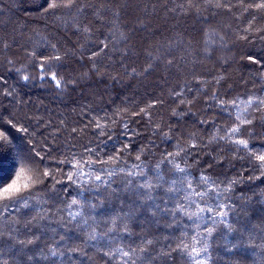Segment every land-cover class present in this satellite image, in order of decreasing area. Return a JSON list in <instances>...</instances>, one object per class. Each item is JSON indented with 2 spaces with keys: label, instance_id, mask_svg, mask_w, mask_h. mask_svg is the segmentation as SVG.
I'll return each instance as SVG.
<instances>
[{
  "label": "trees",
  "instance_id": "obj_1",
  "mask_svg": "<svg viewBox=\"0 0 264 264\" xmlns=\"http://www.w3.org/2000/svg\"><path fill=\"white\" fill-rule=\"evenodd\" d=\"M261 2L0 0V130L12 141L0 151L30 153L22 162L50 173L28 207L0 203V264H194L181 242L208 228L207 264H264ZM134 165L153 184L163 175L153 199L137 187L144 177L127 175ZM201 177L238 181L225 194L230 233L178 210H196L179 189L205 190Z\"/></svg>",
  "mask_w": 264,
  "mask_h": 264
},
{
  "label": "snow or ice",
  "instance_id": "obj_2",
  "mask_svg": "<svg viewBox=\"0 0 264 264\" xmlns=\"http://www.w3.org/2000/svg\"><path fill=\"white\" fill-rule=\"evenodd\" d=\"M73 0H68V4L66 6H71ZM53 7L56 5L53 4ZM219 6V5H218ZM258 7L264 8V0L257 5ZM59 59V57H57ZM249 59H253L252 57H249ZM259 63V61H255ZM27 79V77H25ZM53 80H56V77H52ZM57 87H60V81L56 80ZM235 103V102H233ZM249 105L253 103V101L248 102ZM259 104L264 105V99L259 100ZM237 119H240V117H237ZM2 120V118H0ZM242 123H250L251 121L243 120ZM9 124H11V121H8ZM12 127H15V125H12ZM20 132H26L27 129L20 128ZM233 132H238L239 128H233ZM12 141L10 140L8 134L0 130V149L4 147V145H11ZM236 143L242 144L244 147H247V141L245 140H238ZM37 155H39L37 153ZM11 157V159H9ZM139 156H137V159L139 160ZM116 158H110V160H113ZM261 164L260 167L264 168V154L259 155L256 157ZM26 160H32L31 154H23L20 150H17L15 155H12L11 152H3L0 151V203H2L3 208H9L11 206H24L28 207L29 201L34 198V194L31 191L35 186L39 183H42V178L48 177L50 175L47 171H42L38 168L33 169L28 166L27 163H23L22 161ZM171 162V161H170ZM157 168H159V165H157ZM175 168L179 172H184L185 169L181 168L179 164L175 165ZM7 169V175L8 179H5V172ZM18 169V170H17ZM132 171H129L127 175L129 176H141L144 177V183H138L137 187L138 189H142L144 196L146 199L151 200L153 199V189L158 188L162 186V183L164 182L163 175L157 171L156 177H157V183L153 184L152 180L148 178L143 170V167L141 165H134ZM114 171H120L123 172L124 169L120 168L118 170ZM14 173V177H13ZM113 172H108L107 175L111 177ZM76 176L79 177H87L86 180H84V183H87L88 180L93 179V176L91 173H84L82 170L78 169L76 172ZM69 179L71 180L72 177L69 176ZM94 179L96 181H101L102 184L108 185L109 181L102 179L101 176L95 175ZM10 180V182H8ZM75 182V181H74ZM201 183L204 185H207L208 187L205 188L203 191H197L195 188H193L192 183L189 181L187 183L186 189H179L180 191H183L185 193L184 199L187 201V207L195 206L194 212H189L186 210V207L184 205H181L178 210L181 211L184 215H187L190 219L192 217H196L197 219L202 218V214L208 213L211 214L213 217V223L214 224H223L225 228L230 233L233 231V225L229 223V216L230 213H232L235 210V205L231 203V198L229 196H226V193H230L233 190V185L238 183L236 180L229 181L223 188H221L219 185H217L216 181H210L208 177H201ZM129 184H131V181H129ZM176 181L173 180L171 182V186L167 189L169 192L177 191L175 187ZM209 194L212 195V198L216 201L214 205H209L206 197H209ZM193 196L199 197L201 201L204 202L205 206L201 207L199 203H197L196 200L193 199ZM223 197L224 200H227L228 202H222L221 198ZM73 205H77L80 210L76 212H70L69 216L72 220H75L77 217H81L83 215V205L81 204V201L77 199H73L71 203L68 205L69 208H71ZM92 206V205H90ZM94 207V206H93ZM84 223H87V220L84 219ZM113 224H115V220H113ZM214 229L208 228L206 230L207 237H211ZM3 233H0L2 235ZM207 237H200L197 239L196 237L192 238V244H188L185 242H181L180 247L182 250L186 251L189 255V257L194 261V264H207V261L211 259L210 253H209V244L207 243ZM91 239H95V235L90 236ZM225 241L227 242V237H224ZM20 244H25V241H18ZM33 241L29 240L27 243H32ZM148 243H151V241H148ZM196 245H200V247H197ZM116 252H119L121 257H128L129 253L124 252L120 249H117ZM49 255L50 256H57L58 252L55 247L49 249Z\"/></svg>",
  "mask_w": 264,
  "mask_h": 264
},
{
  "label": "rangeland",
  "instance_id": "obj_3",
  "mask_svg": "<svg viewBox=\"0 0 264 264\" xmlns=\"http://www.w3.org/2000/svg\"><path fill=\"white\" fill-rule=\"evenodd\" d=\"M212 37H215V38H217V35H215V34H214V35H212ZM207 41H208V40H207ZM208 42H210V41H208Z\"/></svg>",
  "mask_w": 264,
  "mask_h": 264
}]
</instances>
